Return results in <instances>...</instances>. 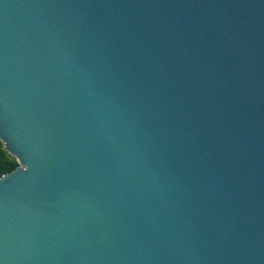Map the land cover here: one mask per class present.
I'll use <instances>...</instances> for the list:
<instances>
[{
  "label": "water",
  "instance_id": "obj_1",
  "mask_svg": "<svg viewBox=\"0 0 264 264\" xmlns=\"http://www.w3.org/2000/svg\"><path fill=\"white\" fill-rule=\"evenodd\" d=\"M0 264H264V0H0Z\"/></svg>",
  "mask_w": 264,
  "mask_h": 264
},
{
  "label": "trees",
  "instance_id": "obj_2",
  "mask_svg": "<svg viewBox=\"0 0 264 264\" xmlns=\"http://www.w3.org/2000/svg\"><path fill=\"white\" fill-rule=\"evenodd\" d=\"M18 166L16 158L10 155L0 141V177L13 171Z\"/></svg>",
  "mask_w": 264,
  "mask_h": 264
}]
</instances>
